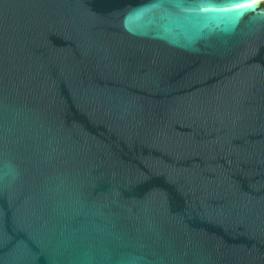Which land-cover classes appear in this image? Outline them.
Instances as JSON below:
<instances>
[{"label": "water", "instance_id": "water-1", "mask_svg": "<svg viewBox=\"0 0 264 264\" xmlns=\"http://www.w3.org/2000/svg\"><path fill=\"white\" fill-rule=\"evenodd\" d=\"M0 264H264V0H0Z\"/></svg>", "mask_w": 264, "mask_h": 264}]
</instances>
